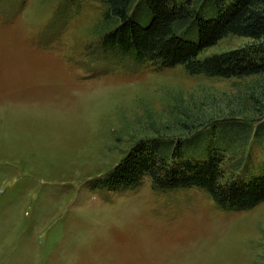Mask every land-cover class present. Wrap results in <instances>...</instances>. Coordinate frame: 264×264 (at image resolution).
<instances>
[{
  "label": "rangeland",
  "instance_id": "374dc122",
  "mask_svg": "<svg viewBox=\"0 0 264 264\" xmlns=\"http://www.w3.org/2000/svg\"><path fill=\"white\" fill-rule=\"evenodd\" d=\"M104 11L101 0H0V264H264V203L224 211L149 179L99 186L137 143L184 134L181 122L258 121L264 80L105 53ZM251 43L230 36L201 58Z\"/></svg>",
  "mask_w": 264,
  "mask_h": 264
},
{
  "label": "trees",
  "instance_id": "16d2710c",
  "mask_svg": "<svg viewBox=\"0 0 264 264\" xmlns=\"http://www.w3.org/2000/svg\"><path fill=\"white\" fill-rule=\"evenodd\" d=\"M101 1L105 53L192 76L264 80V0ZM230 36L252 43L201 58ZM259 113L254 122H181L184 134L137 143L99 186L122 193L149 179L157 192L198 189L221 210L253 209L264 203V108Z\"/></svg>",
  "mask_w": 264,
  "mask_h": 264
}]
</instances>
